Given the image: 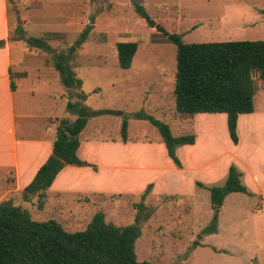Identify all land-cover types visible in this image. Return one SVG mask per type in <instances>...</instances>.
<instances>
[{
    "label": "rangeland",
    "instance_id": "obj_1",
    "mask_svg": "<svg viewBox=\"0 0 264 264\" xmlns=\"http://www.w3.org/2000/svg\"><path fill=\"white\" fill-rule=\"evenodd\" d=\"M133 1L140 3L151 17L173 27L183 42L264 39V0H7L8 41L12 42L11 69L16 88H39L38 75L47 80L42 72L46 71L44 66L53 68L51 53L14 39L18 37L14 33L18 23L23 26L25 37L42 36L56 52H65L83 28L91 25L86 41L73 53L71 61V68L84 82L86 95H90L89 109L100 111L93 113L99 117L91 126L106 124L108 136H117L124 142L156 136L161 139L149 120L122 112L132 111L152 115L166 122L174 135L181 134L172 113L176 46L145 23L135 12ZM119 40L137 42L130 70L117 64L115 42ZM37 65L41 73L37 72ZM21 66L26 68V75L18 72ZM57 77L54 86L61 88L59 74ZM254 82V106L260 109L264 107V85L256 77ZM145 86L151 91L146 93ZM131 87L134 91H130ZM61 91L56 95L58 113L67 109L63 95L74 98L76 93L73 88ZM124 118L125 140L121 132ZM191 132L189 129L186 133ZM144 190L133 196H116L117 203L106 205L104 213L105 220L119 226L132 224L138 218L140 234L134 243L138 261L264 264V216L254 209L256 198L242 193L229 196L213 221L214 210L207 191L202 196L180 197L173 193L144 196ZM43 216L42 212L31 211L33 220L39 221ZM213 225L215 231L202 232ZM247 251L249 255L245 257Z\"/></svg>",
    "mask_w": 264,
    "mask_h": 264
},
{
    "label": "crops",
    "instance_id": "obj_2",
    "mask_svg": "<svg viewBox=\"0 0 264 264\" xmlns=\"http://www.w3.org/2000/svg\"><path fill=\"white\" fill-rule=\"evenodd\" d=\"M9 35L7 0H0V40L3 41L0 46V202L11 200L20 204L30 216L32 210L42 212L44 216L39 221L54 219L65 230L73 232L76 226L86 227L97 211L105 213V206L114 205L116 196L140 194L150 183V195L202 196L209 190L197 182L205 186L222 184L230 164L234 163L242 172V182L254 194L230 192L220 209L229 196L242 193L258 200L254 209L264 216V107L257 109L254 106L253 112L239 114L238 143L233 144L227 132L225 113L186 116L176 112L174 98L172 113L179 135L192 129L196 136L193 143L182 144L176 149L181 167L168 156L162 138L124 142L116 135L109 137L106 124L91 126L99 117L94 115L80 131L77 148L78 157L90 164H66L46 189L42 208L37 207V196L30 201L24 200V187L52 152L57 124L61 119L73 121L77 115L67 109L60 113L55 110L56 95L60 89L64 93L70 87L54 86L58 80L54 67L44 66L46 71L42 72L47 80L38 75L41 89L33 85L16 88L12 78ZM132 64L126 69L130 70ZM20 68L18 72L26 75V68ZM37 68L41 73L39 65ZM81 81L76 93L79 90L85 93ZM144 90L146 93L151 91L146 86ZM130 91H134L132 87ZM17 92H20L18 97ZM76 93L74 98L63 95V100L76 101ZM89 99L88 94L83 100L87 107ZM122 112L133 114L132 111ZM243 255L248 256V251Z\"/></svg>",
    "mask_w": 264,
    "mask_h": 264
},
{
    "label": "trees",
    "instance_id": "obj_3",
    "mask_svg": "<svg viewBox=\"0 0 264 264\" xmlns=\"http://www.w3.org/2000/svg\"><path fill=\"white\" fill-rule=\"evenodd\" d=\"M133 5L135 12L148 26L163 33L176 46V70L172 90L176 112L186 116L196 113H225L229 138L233 144H237L239 114L254 111V77L264 85V39L183 42L173 27L169 28L157 17H151L140 3L133 1ZM90 30L91 25L85 26L65 52H56L42 36L25 37L20 23L14 27V33L18 35L14 39H22L29 47L51 53L53 67L62 84L79 89L82 81L71 68V61L73 53L86 41ZM2 44L3 41L0 40V46ZM115 48L118 66L129 68L137 50V42L116 41ZM86 96V93L79 90L76 101H67L68 111L77 116L73 121H59L52 152L22 191L24 200L30 201L37 196L38 208L43 206L46 189L66 164H90L77 155L78 136L88 118L100 111H92L87 107L83 101ZM132 115L149 120L158 129L168 156L176 166L181 167L176 149L182 144L193 143L195 134L191 132L174 135L166 122L152 115L138 112ZM126 128L127 121L124 118L121 126L123 140ZM93 167L96 169V166ZM241 177L242 172L231 163L222 184L205 186L197 182L199 186L209 190L211 207L214 210L213 221L216 220L219 207L228 193L252 194ZM151 188L150 183L143 195H147ZM134 205L144 207L142 203ZM136 219L132 224L119 226L105 220L104 213L97 211L83 230L70 232L54 219L33 220L29 211L20 204H14L11 200L2 201L0 264H155L136 259L134 243L140 234L139 221ZM215 230L213 225L202 232Z\"/></svg>",
    "mask_w": 264,
    "mask_h": 264
}]
</instances>
